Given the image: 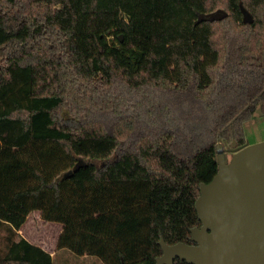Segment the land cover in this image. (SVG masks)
Wrapping results in <instances>:
<instances>
[{"label":"trees","instance_id":"1","mask_svg":"<svg viewBox=\"0 0 264 264\" xmlns=\"http://www.w3.org/2000/svg\"><path fill=\"white\" fill-rule=\"evenodd\" d=\"M259 105L264 0H0V264H53L19 232L34 210L104 264L195 243L217 145L249 144Z\"/></svg>","mask_w":264,"mask_h":264},{"label":"water","instance_id":"2","mask_svg":"<svg viewBox=\"0 0 264 264\" xmlns=\"http://www.w3.org/2000/svg\"><path fill=\"white\" fill-rule=\"evenodd\" d=\"M240 7L243 20L253 21L242 2ZM225 14L216 11L210 18ZM217 147L218 170L201 183L196 200L201 226L192 228L195 243L168 244L162 238L156 264H174L178 257L194 264H264V140L247 144L229 159L221 142Z\"/></svg>","mask_w":264,"mask_h":264},{"label":"rangeland","instance_id":"3","mask_svg":"<svg viewBox=\"0 0 264 264\" xmlns=\"http://www.w3.org/2000/svg\"><path fill=\"white\" fill-rule=\"evenodd\" d=\"M245 135L249 143L264 140V114L262 113L260 105L257 106L252 117L245 122ZM234 146H236V142ZM230 152L231 151L226 152V156L230 157ZM40 216L41 215L38 210L31 213L28 221L23 224V229L20 233H23L33 242H40L41 244L44 243L46 246L53 245L55 241H57L60 233V227L62 230L63 225L58 221H44L40 218ZM98 261L99 262L97 264H104L101 259ZM64 264L79 263L72 259H67L64 261Z\"/></svg>","mask_w":264,"mask_h":264},{"label":"crops","instance_id":"4","mask_svg":"<svg viewBox=\"0 0 264 264\" xmlns=\"http://www.w3.org/2000/svg\"><path fill=\"white\" fill-rule=\"evenodd\" d=\"M34 211L31 212V213H34ZM31 213L28 215V218L30 217ZM28 218L25 221V223L28 221ZM40 218H42V217L40 216ZM22 229H23V225L20 228L19 232H22ZM60 232H61V227H60ZM25 237L29 241H31L27 236H25ZM31 242H33V241H31ZM33 243L40 245L45 250H47L48 252H50V254L53 257V264H60V263L64 264V261L67 260V259H72V260L76 261L79 264H97L99 262L98 260H100L99 258H97L95 256H92V255H87V254H84V255H78V254H76L75 255V253L72 250H70V249H67V248H58L57 247V241H55V243L53 245H50V246H46L44 243L41 244L40 242H33Z\"/></svg>","mask_w":264,"mask_h":264},{"label":"flooded vegetation","instance_id":"5","mask_svg":"<svg viewBox=\"0 0 264 264\" xmlns=\"http://www.w3.org/2000/svg\"><path fill=\"white\" fill-rule=\"evenodd\" d=\"M232 155V154H231ZM231 155H230V157H231ZM229 156H227V158L229 159L230 158Z\"/></svg>","mask_w":264,"mask_h":264}]
</instances>
